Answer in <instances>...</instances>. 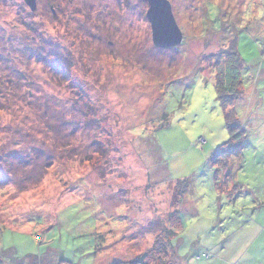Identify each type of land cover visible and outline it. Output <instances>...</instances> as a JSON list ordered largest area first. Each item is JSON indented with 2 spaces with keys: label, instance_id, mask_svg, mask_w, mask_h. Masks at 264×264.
Instances as JSON below:
<instances>
[{
  "label": "rangeland",
  "instance_id": "obj_1",
  "mask_svg": "<svg viewBox=\"0 0 264 264\" xmlns=\"http://www.w3.org/2000/svg\"><path fill=\"white\" fill-rule=\"evenodd\" d=\"M168 1L182 40L161 48L145 0H0L3 264L150 261L177 181L171 262L232 254L243 219L264 224V0ZM222 63L244 84L232 106Z\"/></svg>",
  "mask_w": 264,
  "mask_h": 264
},
{
  "label": "trees",
  "instance_id": "obj_2",
  "mask_svg": "<svg viewBox=\"0 0 264 264\" xmlns=\"http://www.w3.org/2000/svg\"><path fill=\"white\" fill-rule=\"evenodd\" d=\"M230 51L232 54V59L235 63H241V54L240 52L235 48L234 49V44L232 41L231 46H228V48L225 50L226 54L230 56ZM214 62H218L219 56H213ZM224 61V60H223ZM219 66V65H218ZM219 71L218 73V79L221 80L222 82L219 83V92L220 94L224 97L225 95L228 97V101L230 102L229 104L232 106L236 103V101L239 99V97L236 96L233 97V94L237 91V86H238V91L239 87L242 86L244 88V84L242 83V79L239 78L238 73L239 69L233 67L232 65L223 63L219 66ZM237 91V92H238ZM243 92L244 90L241 89ZM230 96H232L230 98ZM236 98V99H235ZM235 101V102H234ZM226 119H227V126L229 127L230 130V136L233 137V139L237 142V145L242 143V138L245 136L246 132L244 128L242 127L241 123L245 121L249 116L250 112H244L243 114L239 115L237 111H233L231 113L225 112ZM234 152L236 153V157H239L241 154L238 153V150L235 149ZM221 152H217L213 154V158L216 157V155L220 154ZM264 158V153L260 156V159ZM187 184L184 181H177L175 188H176V195L175 198L177 201L173 203L172 208L174 209L173 212L170 215L169 218V224H171L170 229H166V233H168L171 238L168 239V242H163L166 243L163 247H159V244L156 241V244L153 246V250L151 253H154L155 256L151 258L149 261V258L147 256L142 255L140 257H137L136 259L129 260V261H120V262H115L114 264H168L171 262L172 255H175L177 250L176 247L172 244L173 238L177 235V232L182 231L184 228V220L182 218V215L179 212V208L181 207L182 204V199L184 198L186 194V186ZM229 217V216H228ZM227 217V218H228ZM242 220V219H241ZM242 223H246L245 220L243 219ZM204 254V253H203ZM171 255V256H170ZM177 259V258H175ZM0 264H3L2 259L0 258Z\"/></svg>",
  "mask_w": 264,
  "mask_h": 264
},
{
  "label": "crops",
  "instance_id": "obj_3",
  "mask_svg": "<svg viewBox=\"0 0 264 264\" xmlns=\"http://www.w3.org/2000/svg\"><path fill=\"white\" fill-rule=\"evenodd\" d=\"M256 208L258 212H262L259 207ZM249 222L254 223L251 219ZM257 227L256 229L246 223L240 224L235 237L228 243V245L236 243L232 254L230 247L228 255L210 252L206 259L200 251L191 256L187 264H264V238H260L264 233V224L259 223Z\"/></svg>",
  "mask_w": 264,
  "mask_h": 264
},
{
  "label": "water",
  "instance_id": "obj_4",
  "mask_svg": "<svg viewBox=\"0 0 264 264\" xmlns=\"http://www.w3.org/2000/svg\"><path fill=\"white\" fill-rule=\"evenodd\" d=\"M30 10L36 8V0H23ZM148 3L146 17L152 30V42L157 47H172L182 40L171 5L168 0H145ZM168 264H182L170 262Z\"/></svg>",
  "mask_w": 264,
  "mask_h": 264
}]
</instances>
